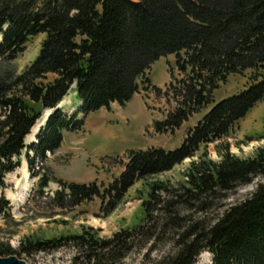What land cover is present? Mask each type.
Returning <instances> with one entry per match:
<instances>
[{"label": "trees", "instance_id": "16d2710c", "mask_svg": "<svg viewBox=\"0 0 264 264\" xmlns=\"http://www.w3.org/2000/svg\"><path fill=\"white\" fill-rule=\"evenodd\" d=\"M41 34L45 39L37 58L18 73L13 62ZM167 55L176 56L178 75L171 73L163 91L147 73ZM247 72L245 89L216 103L188 130L179 148L130 151L122 172L107 186L67 183L52 179L45 168L35 170L36 161L54 155L65 132L82 131L93 112L115 103L125 106L141 91L148 98L151 91L175 104L154 122L155 132L174 133L214 103V92L231 75ZM74 85L81 105L68 115L59 105ZM263 100L264 0H0V221L11 217L6 176L20 167L24 152L39 178V193L53 180L59 185L50 199L52 208L72 211L99 199L111 214L137 182L171 171L203 146L229 137ZM47 110L51 115L27 145ZM221 158L216 163L203 154L193 162L184 195L196 200L220 196L264 177V148L253 158H240L227 145ZM165 188L163 183L156 187ZM145 204L148 217L149 202ZM141 227L110 239L99 238L91 228L59 239L28 238L20 252L0 242V257L44 252L66 241L85 264H116L129 256ZM202 252L212 256L211 264H264V184L213 225L190 227L165 264H195Z\"/></svg>", "mask_w": 264, "mask_h": 264}, {"label": "rangeland", "instance_id": "374dc122", "mask_svg": "<svg viewBox=\"0 0 264 264\" xmlns=\"http://www.w3.org/2000/svg\"><path fill=\"white\" fill-rule=\"evenodd\" d=\"M44 39L45 35L41 34L27 43L25 50L13 62L18 73L35 61ZM172 72L178 75L176 56L167 55L152 65L147 76L152 85L165 91L171 82ZM249 75L250 72L244 76L231 75L214 92V103L194 115L174 133L155 132L154 122L163 120L175 104L169 103L164 96L156 97L151 91L148 92L149 98L141 91L125 106L114 104L109 110L103 108L93 112L86 117L84 129L75 133L65 132L61 148L54 155H48L45 162L36 161L35 170L42 172L45 168L52 179L67 183L98 182L107 186L122 172L130 151L179 148L188 130L216 103L245 89ZM75 88L76 85L63 106L70 99H77L74 96ZM70 113L67 112L68 115ZM45 116L47 111L43 115L44 120L42 117L26 138L27 145L35 141V136L45 125ZM263 135L264 100L250 110L229 137L203 146L194 158L186 159L171 171L137 182L111 214H106V204L99 199L72 211L52 208L50 199L59 185L53 180L43 193H39V178L30 171L24 152L20 167L5 179L4 193L11 203V217L0 221V242L9 243L13 250L20 252L21 243L28 238L59 239L61 236L82 234L91 228L99 238L110 239L120 231L131 230L141 224L139 234L132 240L129 256L116 264H165L175 256L183 235L190 227L198 225L206 229L213 225L227 209L250 198L258 186L264 184V177L258 176L249 185L229 193L196 200L184 195L183 188L192 163L199 161L203 154L219 163L227 145L232 154L240 158H253L258 149L264 148ZM161 183L166 188L157 190V185ZM147 202L148 217L145 211ZM15 256L26 264H85L75 247L66 241L55 249ZM211 263L212 256L202 252L195 264Z\"/></svg>", "mask_w": 264, "mask_h": 264}, {"label": "crops", "instance_id": "0c3cea01", "mask_svg": "<svg viewBox=\"0 0 264 264\" xmlns=\"http://www.w3.org/2000/svg\"><path fill=\"white\" fill-rule=\"evenodd\" d=\"M74 96H77L75 90H74ZM76 98L77 99H73L72 98V99L69 100V102H66V105H65L66 107L63 106V105L61 106V108H63V110H64L65 113H67L68 111L72 113L75 110H77V108L81 105V102L78 99V97H76Z\"/></svg>", "mask_w": 264, "mask_h": 264}, {"label": "water", "instance_id": "95a60500", "mask_svg": "<svg viewBox=\"0 0 264 264\" xmlns=\"http://www.w3.org/2000/svg\"><path fill=\"white\" fill-rule=\"evenodd\" d=\"M0 264H26V263L24 261L20 260L15 255H12L9 257H0Z\"/></svg>", "mask_w": 264, "mask_h": 264}, {"label": "bare ground", "instance_id": "6f19581e", "mask_svg": "<svg viewBox=\"0 0 264 264\" xmlns=\"http://www.w3.org/2000/svg\"><path fill=\"white\" fill-rule=\"evenodd\" d=\"M64 101L60 104L63 105ZM49 111V112H48ZM51 110H47V116H45V122L47 120V117H49ZM44 120V117L42 118ZM38 123V122H37Z\"/></svg>", "mask_w": 264, "mask_h": 264}]
</instances>
